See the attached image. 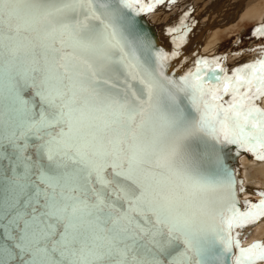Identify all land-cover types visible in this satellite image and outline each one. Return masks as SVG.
Here are the masks:
<instances>
[{
    "label": "snow or ice",
    "instance_id": "obj_1",
    "mask_svg": "<svg viewBox=\"0 0 264 264\" xmlns=\"http://www.w3.org/2000/svg\"><path fill=\"white\" fill-rule=\"evenodd\" d=\"M133 11L141 0H0V264L264 262L232 236L264 200L240 212L201 151L264 160V60L170 80L163 53L139 54Z\"/></svg>",
    "mask_w": 264,
    "mask_h": 264
},
{
    "label": "rangeland",
    "instance_id": "obj_2",
    "mask_svg": "<svg viewBox=\"0 0 264 264\" xmlns=\"http://www.w3.org/2000/svg\"><path fill=\"white\" fill-rule=\"evenodd\" d=\"M141 3L145 7L148 19L157 27L164 45L177 55L180 54L181 51L178 49L183 44H195L196 37H199L201 33L199 28L203 30L202 38L205 34L201 42L206 39L211 40L213 32L220 33L218 52L213 60L214 63L209 64L207 68L216 69L222 79L225 76L232 77L238 68L264 60V31H257V29L264 30V17L261 24H258L256 19L252 18V21L247 17L248 20L245 18L246 20L241 19L232 23L231 28L217 27V22L233 18L238 11L252 8L254 13H262L263 16L264 0H224L221 3L220 0H163L162 3H156L155 0H141ZM149 6L152 8L151 11L147 10ZM256 8L257 12H255ZM186 45L185 47H187ZM176 47L179 48L176 49ZM196 50L194 51L196 52ZM190 54L191 52H188L186 55L190 56ZM216 65L219 67L217 68ZM191 67L195 71L194 63H191ZM219 95L226 105L232 98L231 94L225 95L223 91ZM259 163H264V160L257 159L252 152L251 159L244 157L241 160L242 166L249 165L252 168ZM253 177L249 179V182H244V197L250 198L253 204H258L264 200V195H262L264 192L252 188L250 182L252 181L254 186H260L263 183L259 184V181L256 183L257 181ZM249 232L250 234H248ZM235 233L245 245L254 242L264 245V217H261L256 223L237 228ZM262 263L264 264V262Z\"/></svg>",
    "mask_w": 264,
    "mask_h": 264
},
{
    "label": "water",
    "instance_id": "obj_3",
    "mask_svg": "<svg viewBox=\"0 0 264 264\" xmlns=\"http://www.w3.org/2000/svg\"><path fill=\"white\" fill-rule=\"evenodd\" d=\"M136 7L139 8V5H136ZM128 15L131 38L135 40L138 52L143 58H150L154 61L157 53H163L167 57L166 60L162 61L163 72L170 80L178 81L182 76L193 71L188 62L165 47L157 27L148 19L145 11L139 13L133 11L129 12ZM220 103H224L226 106V103L222 99ZM201 151L204 154H211L214 159H218L227 167L234 181L232 191L236 207L240 212L247 211V205L253 203L250 198L244 197V168L241 160L244 157L251 159V152L235 144H213L212 142L203 144ZM236 229L232 230V236L234 241L236 239L239 240L240 247L249 248L256 244L253 243L250 246L243 245L242 240L235 233Z\"/></svg>",
    "mask_w": 264,
    "mask_h": 264
},
{
    "label": "bare ground",
    "instance_id": "obj_4",
    "mask_svg": "<svg viewBox=\"0 0 264 264\" xmlns=\"http://www.w3.org/2000/svg\"><path fill=\"white\" fill-rule=\"evenodd\" d=\"M224 0H220V3L223 2ZM252 9V8H251ZM243 10V11H238L233 18L229 19V20H224L223 22H217V27H222L224 29H228V27H232V23L236 22V21H240L241 19H251L252 18L255 20H257V22H259L258 24H261L264 19V15L262 16L261 14L262 13H254V10ZM264 11V10H263ZM255 12H257V8L255 10ZM264 13V12H263ZM248 17V18H247ZM245 19V20H246ZM263 19V21H262ZM253 21V20H252ZM226 22V23H225ZM256 22V24H257ZM232 25V26H231ZM200 32V35L199 37H196V40H195V44H183L182 47L180 49H178L176 47V49L180 50V54L178 55L180 58H182L183 60H185L186 62H188L190 64V67H191V63L195 64V69H196V66H197V61H202V60H207L209 61L210 63L209 64H213L212 62H214V58L216 57V54L218 52V46H219V43H218V36L220 33L218 32H213V37L211 40L209 39H206V40H203L201 42V40L204 38L201 37L203 35V30L202 28H199ZM206 38V37H205ZM205 41V42H204ZM186 42V41H185ZM194 42V40H193ZM190 43V42H189ZM199 43V44H198ZM185 45L187 47H185ZM197 45H199L197 47ZM180 46V45H179ZM184 46V48H183ZM200 46L201 49H200ZM166 47V46H165ZM167 48V47H166ZM174 48V47H172ZM168 49V48H167ZM195 49L196 52L194 51ZM170 50V49H169ZM177 51V50H176ZM188 52H191L190 56H187L186 54ZM178 53V52H177ZM181 55V56H180ZM184 55V56H183ZM187 57V58H186ZM193 61V62H192ZM219 64V63H218ZM217 66V65H216ZM193 68V67H191ZM193 70V69H192ZM255 106L258 107L261 111H264V96H261L259 97L255 102ZM245 161V160H244ZM243 161V162H244ZM244 168V182H249V179H251L253 176L254 180L257 181L256 183H258L259 181V184L262 182L263 184H260V186H254L252 185V181L250 182V186L256 190H258L259 192H264V163H259V165H256L254 166V168L250 167L249 165H245L243 166ZM250 175H253L252 177H248ZM248 177V178H247ZM253 180V179H252ZM248 184V183H246ZM263 185V186H262ZM250 234V232L248 233ZM237 235V234H236ZM242 240V239H241ZM243 242V241H242ZM257 244V242H254ZM253 244V243H252ZM243 245H245L243 243ZM251 245V244H250ZM250 245H245V246H250ZM260 264H263L262 262H260Z\"/></svg>",
    "mask_w": 264,
    "mask_h": 264
}]
</instances>
